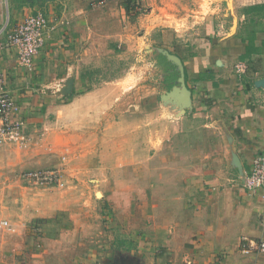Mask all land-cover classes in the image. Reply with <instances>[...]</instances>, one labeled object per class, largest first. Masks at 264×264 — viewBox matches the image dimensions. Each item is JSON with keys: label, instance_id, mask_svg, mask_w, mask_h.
Wrapping results in <instances>:
<instances>
[{"label": "crops", "instance_id": "0c3cea01", "mask_svg": "<svg viewBox=\"0 0 264 264\" xmlns=\"http://www.w3.org/2000/svg\"><path fill=\"white\" fill-rule=\"evenodd\" d=\"M6 1L0 30L37 13L49 28L31 71L13 50L0 52L6 89L31 137L23 149L0 147V220L12 225L6 215L16 216L22 226L0 241V264H264V253L238 249L242 238L264 241V198L237 181L264 147V2ZM164 54L177 57L184 73V110L179 95L165 99L175 84L156 91ZM238 61L247 66L242 76ZM140 63L150 68L146 94ZM69 69V98L43 93ZM61 156L75 185L60 191L20 179ZM96 187L107 200L104 192L127 193L112 205L120 214L109 222L116 230L110 251L79 242ZM134 192L146 208L141 216ZM58 214L69 216L65 230ZM36 219L58 226L56 234L38 225L32 250L19 248L31 243L25 232Z\"/></svg>", "mask_w": 264, "mask_h": 264}, {"label": "built area", "instance_id": "2783aa9c", "mask_svg": "<svg viewBox=\"0 0 264 264\" xmlns=\"http://www.w3.org/2000/svg\"><path fill=\"white\" fill-rule=\"evenodd\" d=\"M264 2V0H260ZM49 22L46 17L37 13L28 16L10 30H0V52L13 50L20 67L27 71L33 68V61L43 47L45 34ZM234 72L242 76L247 70L244 62L238 61L234 65ZM21 107L12 99L6 89V82L0 69V147L6 144H15L25 148L30 143L27 122L21 117ZM28 186L38 188L57 187L63 188V166L47 170H29L20 174ZM237 181L249 194L261 193L264 198V147L252 160L250 169L242 171ZM0 227L10 229L7 221L0 220ZM244 255L264 253V241L242 238L238 247Z\"/></svg>", "mask_w": 264, "mask_h": 264}, {"label": "rangeland", "instance_id": "374dc122", "mask_svg": "<svg viewBox=\"0 0 264 264\" xmlns=\"http://www.w3.org/2000/svg\"><path fill=\"white\" fill-rule=\"evenodd\" d=\"M3 2H4V4H2V5H3V9L5 11V8H6L5 4L7 1L3 0ZM139 8H140V11H139L140 14H145V9H146L145 6L142 4L139 6ZM7 15H8V12H7ZM161 30H164V28H159L158 31H161ZM154 35H156L157 38L159 39L158 36H161L162 34L159 32H156ZM140 53L143 54V51H141ZM137 68H138L137 74H139V77H140L139 89L141 90V88H143V90H144L143 94H146V90H147L146 88H148V87H147V82H146L145 78L147 77V74H148L147 69H150V68H147L145 65H143L141 63L138 64ZM149 87L151 88V85H149ZM155 88H156L157 92L158 91L161 92L163 89H165L162 85V80H156ZM155 99L157 100V95L155 96ZM158 102L159 101H157V104H158ZM157 113L158 112H156V116H157ZM162 124L163 123L161 122V125L158 126L159 130L163 126ZM62 157L63 156L59 157V160H55V159H54V161L50 160L52 163L50 165H47L50 163L49 161H45L46 166H40L39 168L33 169V170H47V169H54V168L63 166V168H64V183H65L64 187L63 188L48 187V188H53V189H59L60 191H64L67 188H69V184L75 185L77 183V180H75L76 178L74 179V181H73V178H70L68 181V176L66 174V169H65L66 166H65V164H62V159H63ZM124 178H126V177L124 176ZM139 179H140L141 183L145 184L147 182V176L146 175L139 176ZM70 180L73 181V183H71ZM102 193L103 192L101 191V188L96 187L95 190H93L92 193L90 194V199H91L93 207H90V211H88V215L90 214L89 215L90 218L88 217V218L83 219V221L85 222L86 225L85 226L81 225V224L79 225V227H80L79 229H84L83 231H85V232H82V237L80 236L81 239L79 240V242L87 241L89 243H84L85 246H87V244H88L89 246H91L92 248H95L98 251H110L111 244L116 242L115 241L116 240L115 239L116 230L115 231L113 230V228L110 226L109 222L113 223V222L117 221V219L119 218V214H120V212H118V210H117V212H114V210L112 209V205L113 204L115 205L117 203V201H122L123 197H125L127 195V193L104 192V194L108 197V200L101 197ZM142 195H145V193H142ZM138 197L139 196L135 192L132 193V198L134 200V202H132V203L135 206L136 210L139 211L141 209L143 211V212L141 211V213L139 214L141 216V215H143L144 210H146V208H143L144 210L141 208V207H143L144 204H143V202L141 203V201H140L141 198H138ZM83 198H84V196H83ZM83 198H80V199H82V201H83ZM121 203H123V201ZM103 212L107 213V214L105 216L101 215ZM139 215H138V217H139ZM1 217L2 216L0 213V219H3ZM6 217L8 218V220L10 222H12V225L14 227H16V229H18L19 226H21L19 223H17L19 221L15 220V219H19L18 217H16V216L12 217V216H7V215H6ZM56 217H59L61 224L65 225V226H63L64 227L63 229L58 228V226H56L58 228V230L59 231L65 230L66 227L69 225V224H67L69 216H67V214H65V215L64 214L63 215L58 214V216H56ZM105 221L107 222V225H106ZM9 224H10V228L12 227V229H13L14 227L11 225V223H9ZM16 224H18L19 226ZM30 225H28V226H30ZM40 225L46 226L43 229H44V233L47 234V236H49V235L51 236V235L56 234V227L54 224L52 225V224H49L47 222H42V223H39V226ZM10 233L11 232H9L8 229H2L0 227V241L2 240L3 237L7 238V236L10 235ZM83 233H85V235ZM41 234H42V232H41ZM87 237H91V238H87ZM30 238H31V243L25 242V245L24 244L22 245V243L19 242V248H22V247L27 245V248L29 249L28 251H31L32 247H33L32 243H35L38 236L35 237V235H34L33 238L32 237H30ZM143 240L144 239H142V246H140V249L142 251H147V250H144L146 243ZM141 247H143V248H141ZM0 251H4V250H2V248H0ZM17 251H27V250H17Z\"/></svg>", "mask_w": 264, "mask_h": 264}, {"label": "water", "instance_id": "95a60500", "mask_svg": "<svg viewBox=\"0 0 264 264\" xmlns=\"http://www.w3.org/2000/svg\"><path fill=\"white\" fill-rule=\"evenodd\" d=\"M46 1H50V0H46ZM164 56L177 67V70L179 72V77H180V79L179 78L178 79H179V83L181 84L180 87L177 86L178 84V79H177V81L175 82L176 86H174L169 92H167L165 99L169 97H176L179 95L181 99L180 106L184 110L190 105V102L187 101L188 99H187L186 94L188 92L183 84L184 83L183 81L184 73L181 70L180 62L178 58L175 56L166 55V54H164ZM260 84L264 86V81H261ZM73 88H74V73L72 69H69L67 71L66 76L63 79H60L59 81H57L56 83H54L53 85L49 87H45L43 89V93L46 95H54L57 97L66 98L72 95ZM240 174H242V171Z\"/></svg>", "mask_w": 264, "mask_h": 264}, {"label": "trees", "instance_id": "16d2710c", "mask_svg": "<svg viewBox=\"0 0 264 264\" xmlns=\"http://www.w3.org/2000/svg\"><path fill=\"white\" fill-rule=\"evenodd\" d=\"M126 10H129V7L126 5ZM157 67L161 70L163 73V80H162V85L165 89H171L175 82L177 81L179 77V72L177 70V67L169 61L164 55H159L158 56V61H157ZM69 98V97H66ZM44 222V220L41 219H36L32 222V224L28 227L26 234L29 237H37V234H35V230L39 227V223Z\"/></svg>", "mask_w": 264, "mask_h": 264}]
</instances>
